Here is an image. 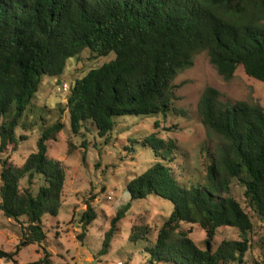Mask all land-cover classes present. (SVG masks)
Returning <instances> with one entry per match:
<instances>
[{"label":"trees","instance_id":"obj_1","mask_svg":"<svg viewBox=\"0 0 264 264\" xmlns=\"http://www.w3.org/2000/svg\"><path fill=\"white\" fill-rule=\"evenodd\" d=\"M85 50L115 56L75 80L65 110L72 132L91 122L102 137L113 129L116 116L174 111V79L202 52L224 80L241 66L248 77L264 83V0H0L1 151L16 146V128L42 78L61 74L66 61ZM197 113L207 139L214 142L213 150L205 148L202 180H181L173 141L152 134L145 142L161 160L125 184L130 202L155 195L171 203L154 240L147 226L130 229L129 240L150 242L146 264H240L251 248L254 225L231 193L233 181L264 224L263 108L223 101L217 89L206 86ZM63 128L61 121L43 128L35 151L21 166L1 161L0 212L21 230L13 251L0 249V260L17 264L21 249L37 244L42 256L36 264H52L43 219L58 214L65 172L61 161L47 155L46 143ZM129 207L111 218L100 254L110 248ZM96 218L87 202L79 220L81 234ZM182 223L203 229L204 248L190 238L192 227L182 229ZM220 227L238 229L240 239H224L214 249Z\"/></svg>","mask_w":264,"mask_h":264},{"label":"rangeland","instance_id":"obj_2","mask_svg":"<svg viewBox=\"0 0 264 264\" xmlns=\"http://www.w3.org/2000/svg\"><path fill=\"white\" fill-rule=\"evenodd\" d=\"M114 56V53L91 55L85 50L78 58L68 59L61 74L44 76L16 128V146L11 143L0 150V170L4 159L14 166H21L25 158L35 151L43 128L57 121L64 124L56 140L46 143L47 155L61 161L65 172V189L58 214L43 219L47 232L45 245L52 253V264H146V247L150 242L145 239L129 240L130 229L134 225L147 226L150 230L148 238L154 240L171 211V203L155 195L129 200L125 184L161 160L145 139L153 134L157 138L173 141L176 154L173 163L179 178L184 181L202 180L207 163L205 148L214 149V142L207 139L197 113L204 88L211 86L217 89L223 101L259 104L264 110V83L248 77L241 66L230 80H224L211 65L208 55L202 52L195 56L190 68L178 73L174 79V111L166 115L116 116L113 118V129L102 137L98 136L91 122H86L78 133L72 132L65 110L70 87L90 69L111 61ZM64 85L68 88L67 92L62 90ZM182 167L183 170L180 169ZM20 185H26V178L21 179ZM231 193L252 216L254 225L251 248L240 264H264V224L248 208L242 196L243 188L236 181L231 185ZM87 202L97 218L81 234L79 220ZM128 203L130 207L117 223L110 248L104 255L100 254L103 235L109 229L111 218ZM181 227H192L190 238L198 247H205V233L200 226L182 223ZM20 230L18 222L0 212V249L13 251L19 242ZM79 235L82 236L81 241ZM224 239L239 240L238 229L218 228L214 249ZM41 256L42 250L36 244L22 248L14 259L17 264H36ZM0 264L13 262L2 259Z\"/></svg>","mask_w":264,"mask_h":264},{"label":"built area","instance_id":"obj_3","mask_svg":"<svg viewBox=\"0 0 264 264\" xmlns=\"http://www.w3.org/2000/svg\"><path fill=\"white\" fill-rule=\"evenodd\" d=\"M62 90L67 92V90H68L67 86L64 85V86L62 87ZM118 264H121V263H118Z\"/></svg>","mask_w":264,"mask_h":264}]
</instances>
